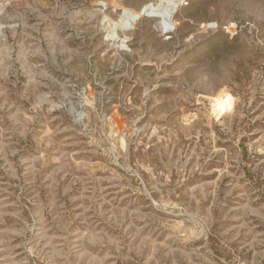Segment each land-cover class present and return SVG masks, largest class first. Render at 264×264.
<instances>
[{"label": "rangeland", "instance_id": "obj_1", "mask_svg": "<svg viewBox=\"0 0 264 264\" xmlns=\"http://www.w3.org/2000/svg\"><path fill=\"white\" fill-rule=\"evenodd\" d=\"M0 264H264V0H0Z\"/></svg>", "mask_w": 264, "mask_h": 264}, {"label": "bare ground", "instance_id": "obj_2", "mask_svg": "<svg viewBox=\"0 0 264 264\" xmlns=\"http://www.w3.org/2000/svg\"><path fill=\"white\" fill-rule=\"evenodd\" d=\"M148 8H152L151 13L156 15V16H162L163 18H166L168 16V11L167 10H163L160 9L162 8L161 6H147L145 8V10H147ZM165 24L167 25V21L164 20ZM232 106V98L231 97H224V96H220L218 101L215 104V110L218 113H221L229 108H231Z\"/></svg>", "mask_w": 264, "mask_h": 264}]
</instances>
